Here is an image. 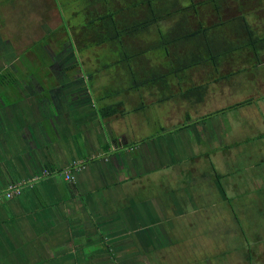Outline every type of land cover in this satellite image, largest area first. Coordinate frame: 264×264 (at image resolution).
<instances>
[{
    "label": "rangeland",
    "instance_id": "1",
    "mask_svg": "<svg viewBox=\"0 0 264 264\" xmlns=\"http://www.w3.org/2000/svg\"><path fill=\"white\" fill-rule=\"evenodd\" d=\"M140 1L0 0L1 104L6 105L9 101L33 98L39 100L49 95L48 92H44L46 88L49 90L56 85H68V87L72 85L68 89L71 103L78 97L80 99L79 94L82 92L81 100L83 99L84 106L87 100L91 99L97 111L101 108L107 110L103 107L111 105L113 109L119 110L118 115L121 111L126 112L118 116L119 128L116 129L119 133L114 131L116 121L112 120L114 135H110L117 144L118 139L143 142L134 147L135 149L126 150L123 154L136 172H140L141 168L147 166L151 168L160 162L165 163L171 160L170 157L166 159L162 154L163 148L171 149L172 142L176 139L173 137L174 126H181L188 119L189 121L202 119L206 115L235 106L252 97L257 100L215 118L212 117L211 120L204 119L202 124L193 125L194 127L183 132L181 130L184 128L181 129L180 138H185V134H188L190 139H197L195 135L206 131L214 135V129H217L219 134L224 135V139H234L231 141L233 144L235 139L240 142L246 138H257L260 133H264V98H262L264 96V55L259 54V58L257 57L256 60L253 58L252 62L249 60L251 56H243L242 52L224 59L205 61L202 66L204 68L191 70L187 74L180 73L175 77H166L164 89L157 86V83L156 86L142 84L141 89L134 86L135 78L144 81L153 72L156 73L158 64L160 66L163 63L164 67H167L171 61H174L175 55L180 58L192 51L191 46L186 44L178 45L181 50H176L174 46L169 47V53L165 56L151 51L150 48L156 47L158 43L156 29L161 26L163 31L169 30L181 18L183 20V17L188 15L186 20L190 30H197L201 24L210 26L217 23L219 19L213 16L215 10L211 5L202 7L199 15L198 11L197 13L193 11L175 13L174 6L171 7L174 0H159L155 5L163 16L161 22L156 27L152 26L151 30H140L135 34L137 35L135 38L125 36L123 47L108 41L102 42V39L93 35H86L85 28L92 29L90 21H98L99 17L109 13L110 10L119 12L117 19L124 25L132 22L133 17H146L148 5L146 0H142L144 5L137 7L136 3ZM238 2L231 0L229 4L223 5L224 20L237 16H242L244 19L245 16L251 26H254L253 30L256 34L260 38L264 37V0H238ZM163 8L173 9L174 14L166 16ZM238 26L242 25L239 23L236 27ZM239 30L245 32L244 26ZM100 32H102L101 28ZM219 35L222 36L223 42L222 45L217 42V47L221 46L220 50L226 51V49L243 45L244 39H233L229 30L219 32ZM37 41L41 44H35ZM65 43L76 52L77 66L76 62L73 64L68 61L69 57H74L71 51H66L67 57H62L60 65L52 59L59 49L63 50ZM197 44L200 45V41ZM262 48H264V41L261 42L260 49ZM126 50L138 55L137 57L134 55L135 58L130 60L129 64L126 63L127 61H122ZM119 51L122 54H119ZM250 63L256 64L250 66ZM219 66H223L221 72H213L210 69ZM47 67L50 68L49 71H58L60 74H54L55 72L51 71V75H47ZM75 70L78 76L75 75ZM45 71L46 75H44ZM186 86L188 88H185ZM122 87H125L128 92H124V89L123 92L115 91L116 88ZM86 88L88 90L83 92ZM26 110L30 116L28 122L36 119L34 110L33 112H30L32 109L29 108ZM101 121L105 126L106 120L101 117ZM107 121L111 120L107 119ZM163 132H165L164 135L158 136ZM84 133L88 134L90 131L86 129ZM104 135L105 138L106 130ZM183 142L186 143L185 140ZM217 143L213 145V148L217 146ZM78 144V152H86L85 144L81 142ZM260 145H264V140L257 141L255 145L250 146L253 147L251 149L248 144L242 143L228 151L232 153L234 150H249V153L255 155L257 149L254 148ZM88 146L92 147L90 144ZM218 146H223V143H219ZM186 149L193 152L192 147ZM262 151L264 152V149ZM194 152L198 153V157L204 154V151ZM195 158L197 159L196 156ZM237 162L239 166L243 163V158ZM204 165L207 164L204 163ZM245 166H251L249 169L253 167L257 169V166L252 164L246 163ZM216 168H218L216 173L218 175L221 172L230 171L225 164ZM258 170L261 176L260 187L264 190V164L262 169L258 167ZM128 171H131V168ZM124 172L127 175L125 170ZM247 174L250 178L245 180L247 181L245 187L240 181L239 184L235 181V187H232L222 180L225 184H221L220 188L227 193L225 191L227 186L231 195L228 194V196L234 200V203L228 201L229 207L226 200L220 201L223 196L218 194L219 189L215 180H211L205 186H213L214 190L211 192L215 195L209 197L206 203H213L208 204L204 211L200 213V207H198L197 212L190 214L191 209L187 206L184 209L173 208V230L170 229L172 227L168 228L170 221L163 220L168 230L161 231L166 235L167 239L164 238L163 241L166 242L154 247L155 250H146L142 264H264V231L261 230L264 218L256 216L255 208L256 200L264 197V192L260 194L258 189H254L255 184L252 181L255 182L256 177H252L250 171ZM61 175L60 179L64 178L67 181L65 174ZM208 177H210L209 174ZM232 178L233 175L228 176L227 181H232ZM234 179H237L236 175ZM244 189L247 190L245 195H243ZM208 191L207 189L206 195L210 192ZM240 194L243 197H240ZM218 208L221 209L220 213ZM262 211H264L263 207ZM179 225L183 230H178ZM184 229L190 230L184 231ZM148 232L151 233V231Z\"/></svg>",
    "mask_w": 264,
    "mask_h": 264
},
{
    "label": "crops",
    "instance_id": "2",
    "mask_svg": "<svg viewBox=\"0 0 264 264\" xmlns=\"http://www.w3.org/2000/svg\"><path fill=\"white\" fill-rule=\"evenodd\" d=\"M230 1L174 0L172 3L174 9L175 7L178 9V13H184L186 10L194 13L198 11V15L202 7L211 5L215 10L213 16L217 17L219 22L210 26L201 24L197 30L223 27L224 31L229 30L233 39H237V35H232L231 25L239 16L225 21L222 12L223 5L229 4ZM235 1L238 2V0ZM174 3L177 6L179 4V7ZM190 16L192 17L191 14ZM186 17L180 20L189 26ZM244 23H247L251 29L254 27L246 18ZM162 29L161 26L156 29L158 43L162 33L169 31ZM247 39L245 36L244 43L248 42ZM38 43L40 41L35 44ZM63 47V50L59 49L54 54L58 55L55 61L60 62L67 57L66 51H71L74 57L68 56V61L73 64L76 62L77 66L76 52L66 43ZM153 48L155 47H151L150 50ZM119 52L122 54L121 51ZM237 53L246 57L250 55L251 62L253 58L256 60L258 57L251 48L249 51L235 50L220 59ZM259 54L264 55V50L260 49ZM161 55L164 56V52ZM176 58L177 55L173 57V59ZM255 64L250 63V66ZM222 67L210 69L213 72H221ZM47 68V75H51V71L54 73V70L49 71L50 68ZM199 68L204 67H192L186 71V74ZM172 70L173 68L164 67L163 63L160 66L158 64L156 69L160 71V74L175 77ZM54 74H60V72ZM69 87L56 85L49 90L44 89V92H48L49 95L39 100L33 98L9 101L6 105L0 106V264H142L146 250H155L156 246L166 242H163L166 235L161 232L168 231L163 220L170 221L168 228L172 227L170 229L173 230V208L184 209L187 206L191 209L189 212L191 214L197 212L200 207L201 213L208 204L213 203H206L211 195H215L212 192L206 195L203 187L206 188L207 182L217 179L218 194L224 197L220 201L228 200V193H224L220 185L227 180L228 176L233 175V181L236 175V182L240 181L245 187L247 182L245 180L250 178L247 173L250 171L251 176L256 177V181H252L255 184L254 189H258L260 194L264 192L260 187L261 176L258 173V167L262 169L264 164L263 146V148H255L257 149L255 155L249 151L245 155L241 154L238 160L243 158V163L237 166L238 162L235 160L234 168L227 167L229 172H221L218 175L216 174L218 172L214 170L216 175L214 176L210 167L211 162L218 163L225 159L226 155L222 153L224 146L217 145L213 150L207 149L198 157V153H191L186 149L190 147L188 141L191 139L188 134H185V138H180L182 136L180 126L173 127L175 129L173 137L176 139L171 149L163 148L162 155L166 158L170 157L172 161L160 162L151 168L147 166L141 168L140 172H136L123 154L126 150H131L143 143L118 139L117 144L112 140L114 133H112L111 122L116 121L114 131L118 132V116L126 112L121 111L118 115L119 110L113 109L111 105L103 107L107 108L108 112L102 108L97 111L91 99H88L84 106L83 99L81 100L82 92L80 93L82 95L79 94L80 99L78 97L71 103ZM116 89L115 91L123 92L124 89V92H128L125 87ZM85 90L88 89H84L83 92ZM251 99L253 97L246 101ZM28 108L32 109L30 112L34 110L36 116V119L32 118L30 122H28L30 116L26 110ZM101 117L106 120L105 126ZM189 120L183 125L190 124L192 121ZM86 129L90 133H84ZM184 129L181 131H185ZM263 136L264 133H260L257 138L255 137L256 139L253 138L252 144L260 142ZM184 140L186 143L183 142ZM79 142L85 144L86 152H78ZM89 144L92 147L88 146ZM216 153L218 155L214 158ZM220 154L221 157H218ZM203 158L204 160H201ZM194 159L196 163L200 162L199 160L208 163V167L205 173L202 169L199 172L195 171L192 178L189 174H185V170L186 165H190ZM181 161L183 163H180ZM246 163L257 166V169H254L255 167L249 169L251 166H245ZM130 168L131 171H128ZM69 169H72L71 181L60 179L62 175L48 177L51 173ZM37 179L41 180L35 185L20 189L17 193L10 190L11 186L31 184ZM243 180L245 183L242 182ZM33 186L38 189L45 206L33 191ZM244 192L243 195L247 193V190L244 189ZM240 197L243 196L240 194ZM255 205L256 216L264 217V211H262L264 197H259ZM181 229L179 225L178 230L181 231Z\"/></svg>",
    "mask_w": 264,
    "mask_h": 264
},
{
    "label": "trees",
    "instance_id": "3",
    "mask_svg": "<svg viewBox=\"0 0 264 264\" xmlns=\"http://www.w3.org/2000/svg\"><path fill=\"white\" fill-rule=\"evenodd\" d=\"M159 0H146L147 6V15L144 18H134L132 22H128V24L124 25L121 21L117 19L118 11L110 10L109 13L99 17L98 21H90V24L92 26V29H89L88 27L85 28L86 35L87 36H95L98 39H102L103 42H110L112 44H118L119 46L123 47L124 44V37L128 36L130 38H135L137 35H135L140 30L149 29L152 26H155L159 24L163 18L161 13L158 10V7H156L155 3ZM137 7H141L144 5L142 3V0L140 2H137ZM173 6V3L171 7ZM164 12L166 13V16H172L174 13H172V10H169V8H163ZM187 11V10H186ZM185 11V12H186ZM178 9L175 7V13H178ZM245 19V18H244ZM244 19H242V16L237 17L235 22H232L234 24L231 26L232 35H237V39L241 38H248L246 43L243 41V45H238L234 48L226 49V51L220 50V47H217V42H220L222 45V36L219 35V32H223L225 29L222 27L220 29H212V28H202L199 30H190V27L186 25V23L182 20L178 21L176 25L169 29L167 33H162V38L158 45L153 48V52L155 53H163L164 56L169 53V47H176V50H181L178 46L179 44H186L188 46H191V53L187 52L185 55H182L180 58L174 59V61H169L170 63L167 65L166 68L172 69L173 75H177V73H186L187 70H189L192 67H200L203 66V62L205 61H212V60H218L222 56H227L228 53H231L235 50H250L251 48L254 50V52L259 55V48L261 46V42L264 41L263 38H259L258 34H256V31L251 29V27L244 23ZM127 21V20H126ZM242 25L238 26L237 25ZM104 24L103 26H101ZM96 25V27H95ZM244 26V31L239 30L241 27ZM100 28L101 31L100 32ZM200 41V45L197 44V42ZM196 44V46H195ZM259 47V48H258ZM264 49V48H262ZM137 57V54H134L133 52H128L127 50L124 51L122 56V61H127L126 63H129L130 60H133L135 57ZM259 58V57H258ZM222 59V58H221ZM169 60V59H168ZM165 65V64H164ZM163 65V66H164ZM159 71L153 72V74L145 79L144 81H140L138 78L134 79V86H136L137 89H141L143 86L142 84H148L152 86H161L163 89L166 86V77H169L168 74H160ZM135 88V87H134ZM112 110V108H110ZM108 112V110H107ZM33 191H35L38 199L42 203L43 206H45V203L43 201V198L41 194L39 193L38 189L33 186Z\"/></svg>",
    "mask_w": 264,
    "mask_h": 264
},
{
    "label": "flooded vegetation",
    "instance_id": "4",
    "mask_svg": "<svg viewBox=\"0 0 264 264\" xmlns=\"http://www.w3.org/2000/svg\"><path fill=\"white\" fill-rule=\"evenodd\" d=\"M58 57V55H53V58L55 59V58H57ZM58 64H59V62H58ZM60 65V64H59ZM77 69V68H76ZM55 73H57L58 71H54ZM62 73V72H61ZM63 74V73H62ZM75 75L76 76H78V74H76V70H75ZM75 84V83H74ZM71 86V85H70ZM44 100V102H45V99H43ZM46 103V102H45ZM44 103V104H45ZM4 104H1V102H0V106H3ZM238 105H240V104H238ZM237 106V105H236ZM236 106H232V107H228V108H225V109H222L221 111H219V112H217V113H214V114H210L209 116H206V117H202V119H198V120H194V121H192V122H190V124H189V126H186V127H183V128H186V129H189V128H191V127H194L196 124H202L203 122V120L205 119L206 121H208V120H211L212 119V117H217V116H220V114H222V113H226V112H228V111H232V110H234L233 109V107H236ZM211 117V118H210ZM207 118V119H206ZM204 120V121H205ZM194 125V126H193ZM181 126H183V125H181ZM180 126V127H181ZM180 129H182V128H180ZM185 130V129H184ZM214 132H215V134L213 135V134H208L207 133V131L206 132H202V133H199V134H197V135H195L196 137L195 138H197V139H193L192 141L191 140H189L188 142L190 143V144H192V145H190V147H192L193 148V152L194 151H198V152H200V151H206L207 149H211V150H213V145L215 144V143H217V145H219V142H221V143H223V150H222V153L224 152V156L226 155V157H225V159H223L222 161H218V163H215L214 161H213V163L211 162V168H212V170H213V174H214V176H216L215 175V173H214V170H216V172H218L217 170H218V168H216L217 166H219V167H222L223 166V161L225 162V164L227 165L226 167H231V168H234V166L236 165V161L235 160H237L238 161V158L241 156V154L242 155H245L249 150H245V151H239V150H234L232 153H229V151L228 150H230V149H233L234 147H236L237 145H239V144H242V143H245V144H248L249 145V148L251 149V148H253V147H250V146H253V145H255V144H253V145H251L252 143H253V141H254V139L253 140H249V139H247V140H241L240 142L237 140V139H235L236 141H234V143L232 144V140H234V139H230V140H227V139H224V135L223 134H219L218 132V130L217 129H214ZM204 136V137H203ZM221 136H223V137H221ZM189 138H190V136H188ZM205 138V140H203V138ZM192 139V138H191ZM223 139V140H222ZM262 140L261 141H263L264 140V136L261 138ZM260 141V142H261ZM174 142V141H173ZM172 142V143H173ZM234 145V146H233ZM221 147V146H220ZM260 147H262L261 145H260ZM263 147H264V145H263ZM256 148V147H255ZM254 148V149H255ZM191 152V151H190ZM217 153L216 154H214V158H216L217 157ZM221 155V154H220ZM212 156V155H211ZM210 156V159L212 158ZM219 157V156H218ZM167 159V158H166ZM195 160L196 159H194V160H192L191 161V164L190 165H186V170H185V174H189L192 178H194V175H195V171H197V172H199V170H201L202 169V171H203V173H204V171H206L207 170V165H208V163H206V162H202V161H200V162H198V163H196L195 162ZM169 161H172V160H169ZM215 161H217V160H215ZM192 162H193V164H192ZM234 162V163H233ZM165 163H166V161H165ZM204 163L205 164H207L206 166L204 165ZM191 168V169H190ZM190 169V170H189ZM61 172H63V171H57V172H54V173H51V174H49L48 175V177L49 176H51L52 174H55V173H59V175H61L62 173ZM162 175V174H161ZM215 180V182L217 181V179H214ZM228 180V179H227ZM226 180V183L229 185V186H231V184H232V187H235V185L234 184H236L235 183V181L236 180H233V181H231L230 182V180L229 181H227ZM222 184H225V183H222ZM238 184H239V181H238ZM217 187V186H216ZM204 188V190L206 191V189H208L209 191V193L211 194V191H213L214 190V188H213V186H206V188L205 187H203ZM166 190H167V188H166ZM228 194H229V192H230V190H229V188H227V186H226V190H225ZM230 195V194H229ZM231 196V195H230ZM230 196H228V200H226V202H227V204L229 203V202H233L234 203V200L232 199H230L231 197ZM198 198H199V196H198ZM231 200V201H230ZM229 201V202H228ZM230 205L228 204V207H229ZM221 209H219L218 208V213H220L219 211H220ZM219 216L218 217H220V214H218ZM264 218V217H263ZM260 224V223H259ZM188 228H189V226H188ZM191 229V228H190ZM190 229H184V231L185 230H187V231H189ZM256 229H258V228H256ZM263 229V231H264V223L262 224V226H261V230Z\"/></svg>",
    "mask_w": 264,
    "mask_h": 264
},
{
    "label": "water",
    "instance_id": "5",
    "mask_svg": "<svg viewBox=\"0 0 264 264\" xmlns=\"http://www.w3.org/2000/svg\"><path fill=\"white\" fill-rule=\"evenodd\" d=\"M262 98H264V96L262 97ZM255 100H257L256 98L255 99H251V100H249V101H246V102H244V103H242V104H240V105H237L236 107H233V109H236L237 107H239V106H242V105H245V104H249V103H251V102H253V101H255ZM186 126H189V124H185V125H183V126H181V127H179V129L180 128H183V127H186ZM174 130V129H173ZM163 134H165V132H163V133H161L160 135H158V136H161V135H163ZM140 143H143V142H140ZM139 144V143H138ZM76 168V167H75ZM73 169V168H72ZM71 169V170H72ZM68 170H64L63 172H61L62 174H64V173H66ZM56 175H59V173H55V174H52V176H56ZM41 179H37V180H35V181H33V183H31V184H24V185H22L21 186V189L22 188H25V187H28V186H32V185H35L36 183H38L39 181H40Z\"/></svg>",
    "mask_w": 264,
    "mask_h": 264
},
{
    "label": "built area",
    "instance_id": "6",
    "mask_svg": "<svg viewBox=\"0 0 264 264\" xmlns=\"http://www.w3.org/2000/svg\"><path fill=\"white\" fill-rule=\"evenodd\" d=\"M65 174V177L67 179V181H71L72 180V170H68ZM22 186V185H21ZM21 186H11L10 190L11 191H14V193L16 192H19L20 189H21Z\"/></svg>",
    "mask_w": 264,
    "mask_h": 264
}]
</instances>
